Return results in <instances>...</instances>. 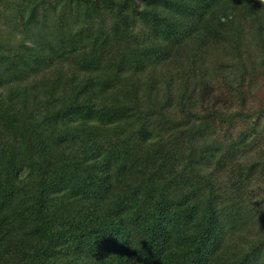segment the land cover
Masks as SVG:
<instances>
[{
	"label": "trees",
	"instance_id": "trees-1",
	"mask_svg": "<svg viewBox=\"0 0 264 264\" xmlns=\"http://www.w3.org/2000/svg\"><path fill=\"white\" fill-rule=\"evenodd\" d=\"M0 264H264V0H0Z\"/></svg>",
	"mask_w": 264,
	"mask_h": 264
}]
</instances>
